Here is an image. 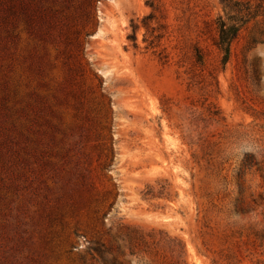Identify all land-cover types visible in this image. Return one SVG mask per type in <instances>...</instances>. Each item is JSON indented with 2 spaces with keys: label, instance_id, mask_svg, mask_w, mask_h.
<instances>
[{
  "label": "rangeland",
  "instance_id": "obj_1",
  "mask_svg": "<svg viewBox=\"0 0 264 264\" xmlns=\"http://www.w3.org/2000/svg\"><path fill=\"white\" fill-rule=\"evenodd\" d=\"M150 1L0 0V264H264V20Z\"/></svg>",
  "mask_w": 264,
  "mask_h": 264
},
{
  "label": "trees",
  "instance_id": "obj_2",
  "mask_svg": "<svg viewBox=\"0 0 264 264\" xmlns=\"http://www.w3.org/2000/svg\"><path fill=\"white\" fill-rule=\"evenodd\" d=\"M222 14L214 20L216 38L214 45L221 55V65L224 67L230 56V47L237 38L239 32L251 21L258 18L264 20V4L253 5L250 2L239 0H220ZM146 5L153 9V3L149 0ZM135 26L132 27L134 34L132 40L135 41ZM196 63L202 64V57L196 55ZM251 161H245L243 166L249 165ZM170 241V240H167ZM172 242V241H171ZM184 253V247L181 248ZM181 253V251H179Z\"/></svg>",
  "mask_w": 264,
  "mask_h": 264
}]
</instances>
